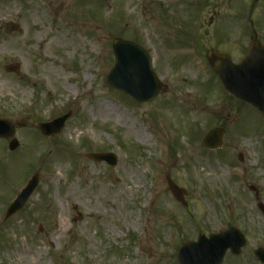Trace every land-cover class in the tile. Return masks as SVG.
<instances>
[{
	"label": "rangeland",
	"instance_id": "1",
	"mask_svg": "<svg viewBox=\"0 0 264 264\" xmlns=\"http://www.w3.org/2000/svg\"><path fill=\"white\" fill-rule=\"evenodd\" d=\"M10 21L20 29L8 35ZM252 21L264 41V0H0V118L20 142L0 139V264H179L183 244L229 227L247 243L223 264H262L264 118L207 60L214 48L243 58ZM117 37L151 55L167 87L155 100L106 84ZM14 63L20 72H7ZM69 111L60 134L38 129ZM215 127L224 145L209 150ZM103 152L118 164L87 156ZM35 173L38 188L6 218Z\"/></svg>",
	"mask_w": 264,
	"mask_h": 264
},
{
	"label": "water",
	"instance_id": "2",
	"mask_svg": "<svg viewBox=\"0 0 264 264\" xmlns=\"http://www.w3.org/2000/svg\"><path fill=\"white\" fill-rule=\"evenodd\" d=\"M19 28V24L11 21L4 24L7 34ZM113 51L116 61L106 78L108 86L125 92L140 104L154 100L165 91L162 82L153 70L150 54L142 46L132 41L116 38L113 42ZM208 59L228 93L256 107L264 115V43L258 39L257 32L254 31L250 49L241 62L234 63L230 56L216 50L208 53ZM6 70L19 73L20 65H8ZM71 114L70 112L52 122L40 123L38 128L46 136L59 134ZM21 126L24 125L21 124ZM15 132L16 126L12 122L0 119V138H12ZM224 133L222 128L211 130L204 137V145L209 149L222 147ZM18 146L19 141L13 138L10 142V149L15 150ZM88 157L97 162L106 161L111 166H116L118 163V158L114 153H90ZM167 182L175 198L186 204V190L179 187L170 176H167ZM38 184L39 175L35 174L9 206L7 217L25 207ZM245 244V235L237 228H230L220 234H210L209 237L201 234L198 242H189L182 246L179 252V263L222 264L228 250L237 255ZM256 254L264 262V250L259 249Z\"/></svg>",
	"mask_w": 264,
	"mask_h": 264
}]
</instances>
